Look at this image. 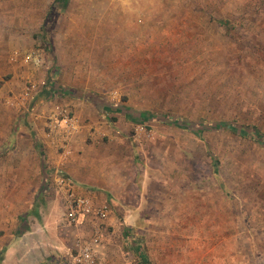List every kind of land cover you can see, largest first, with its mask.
I'll use <instances>...</instances> for the list:
<instances>
[{
	"label": "rangeland",
	"instance_id": "374dc122",
	"mask_svg": "<svg viewBox=\"0 0 264 264\" xmlns=\"http://www.w3.org/2000/svg\"><path fill=\"white\" fill-rule=\"evenodd\" d=\"M56 105L83 123L63 144ZM41 131L132 175L103 264H264V0H0V264L72 253L30 252L62 216Z\"/></svg>",
	"mask_w": 264,
	"mask_h": 264
},
{
	"label": "crops",
	"instance_id": "0c3cea01",
	"mask_svg": "<svg viewBox=\"0 0 264 264\" xmlns=\"http://www.w3.org/2000/svg\"><path fill=\"white\" fill-rule=\"evenodd\" d=\"M75 105V104H74ZM76 108V107H75ZM76 110V109H75ZM79 120V124L83 127V123L81 122V118L77 117ZM43 140L46 142V160L54 167L55 169L61 170L67 177H69L72 182H74L75 192L90 200L95 207L107 206L108 212L105 219V224L107 227L114 224L116 217L114 216L117 213H122V207L125 205L132 204V194L130 186L122 187L116 185V181H124L125 178L128 177V180L132 179V175L124 174L118 170L113 169V157L112 152L111 155H103L108 158L105 161L104 166L101 168L98 166L97 158L101 157V155H96L94 151L88 150L91 152L86 155L80 154L78 151L81 150L83 146L82 134L80 132L79 135L72 138L70 143L68 144L71 147V150L67 152L61 153L58 155L53 147H51V141L44 139L43 132L41 131ZM65 137L60 135L57 138V135L54 137V143L63 144L65 141ZM72 141V142H71ZM73 151V152H72ZM106 153V152H105ZM104 153V154H105ZM41 155L42 152H40ZM45 158V156H44ZM106 160V159H105ZM40 160L37 159V164L39 165ZM46 162V163H48ZM115 170V171H114ZM54 176H49L47 178V182H49L50 193L54 190ZM56 196V195H55ZM112 198L113 204L109 201ZM32 216H36L32 213ZM52 216V214H51ZM95 222L93 220L85 223L84 225L78 227L77 229H61L59 226V230L55 233L54 230H46L39 229L40 235V246L37 250L34 249L32 244L30 245V252L34 254H38V260L41 261L43 256H48L56 253H65L64 251L68 250L69 252L75 251L78 240H89L95 231ZM30 229V228H29ZM25 229L27 232L25 239L27 242L33 240L35 237L32 229ZM58 234V235H57ZM107 233L104 231V239L102 245L99 247L97 251V260L96 264H103L107 259H109V242L107 239ZM48 238V239H45ZM41 253V254H40ZM39 261V262H40ZM38 261H36L37 263Z\"/></svg>",
	"mask_w": 264,
	"mask_h": 264
},
{
	"label": "built area",
	"instance_id": "2783aa9c",
	"mask_svg": "<svg viewBox=\"0 0 264 264\" xmlns=\"http://www.w3.org/2000/svg\"><path fill=\"white\" fill-rule=\"evenodd\" d=\"M25 63H32L36 67L41 66V58L38 52H32L24 57ZM36 87L31 84L24 91V99H33ZM33 103V102H32ZM49 135L69 136L77 134L81 129L79 120L73 115L69 107L56 105L46 117ZM47 172L50 168L45 169ZM53 172V170H52ZM54 190L59 198L62 208V216L59 223L61 229H77L85 223L93 220L95 231L89 240H78L75 251L55 264H96L97 251L103 243L105 219L108 212L107 206L95 207L94 204L75 192L74 183L59 169L54 170Z\"/></svg>",
	"mask_w": 264,
	"mask_h": 264
},
{
	"label": "trees",
	"instance_id": "16d2710c",
	"mask_svg": "<svg viewBox=\"0 0 264 264\" xmlns=\"http://www.w3.org/2000/svg\"><path fill=\"white\" fill-rule=\"evenodd\" d=\"M62 1H65V0H62ZM36 103H37V100L34 101L33 106H35ZM161 120H162V121H167V119H165V118H161ZM170 123L175 124L176 122H170ZM216 127H222V128H226V129H231V130L234 131V132H238V133H240V134H246L245 130H243V129H238V128H236L235 126L230 125V124H224V125H222V126H218V125H217ZM137 251H138V254L140 255V260H141V261H140V264H147V263L144 261L143 256L140 254V251H139V250H137Z\"/></svg>",
	"mask_w": 264,
	"mask_h": 264
}]
</instances>
